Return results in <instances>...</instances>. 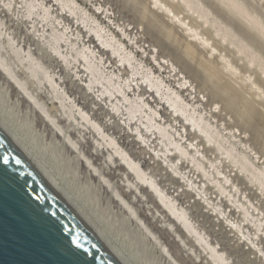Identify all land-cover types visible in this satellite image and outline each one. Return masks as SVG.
I'll use <instances>...</instances> for the list:
<instances>
[{"label":"rangeland","instance_id":"374dc122","mask_svg":"<svg viewBox=\"0 0 264 264\" xmlns=\"http://www.w3.org/2000/svg\"><path fill=\"white\" fill-rule=\"evenodd\" d=\"M21 1L22 0L16 1L18 3L17 6L20 5ZM67 1L69 2L74 1L75 5H73L72 7L75 8L77 6L75 8L77 16H70V14H67L66 12L63 11L64 14L66 13L67 17L64 16L62 17V19L64 23L66 24V26L68 28L70 27V31L72 29V32H75L76 34L80 33L81 35L80 40L82 42L85 41L87 46L97 47V51H100V48L98 47V44H99L98 39L97 38L94 39L92 34L87 33L86 32L87 30L84 29V26L82 24L80 23L77 24V20H80V18L82 17H85L86 19H88V21H90L89 22L90 27L91 26L92 28L102 27V28H105L109 34L111 35L114 34L115 37H117V41H115L117 43L116 44L117 46L120 43L124 44L125 47H127L128 49L127 50L128 53L131 52L135 54L136 60L134 61L133 65L129 66L128 64L129 68L126 66L121 68L119 67V65H117L118 60L116 61V59L115 60L110 59V57L112 58V55H110L109 52L106 53L104 50H102L101 55H104L106 59L109 60L108 64L111 66L110 69L116 70L118 73L121 74L122 79H120V81H122V83L125 84L126 82V79L124 80V78H127V77L130 78V76L131 78L133 77L132 75L134 73V70L139 69V72H142L139 74L142 76H144L146 71L148 72L152 70L151 72H153L156 77H159V78L162 77L161 79H163L172 90L180 94L184 102L191 106L190 108L191 112H193L192 106H194L197 109L198 113H201L204 116H206V120H209V122L214 127L218 128V130L220 129V131L224 134V138L226 139L225 146L227 148L234 147V149H236L237 155L242 156L245 154V156L248 157L251 162L253 161L255 163L257 160H259V162H261L260 165H256L258 164L257 163L258 161L255 163L257 168L264 167V137H262L264 135L262 136L260 135L263 133H261L260 130H257V127H256L257 124L256 125L254 124L255 128L253 127L252 123H256L255 120H253L254 122L252 121L250 122L246 120L245 121L246 124L244 120L237 121L238 122L237 123L236 122L237 119L235 117L236 116L235 108L234 109L232 108V106L235 107L234 104L232 103L230 104L228 103V101L222 102V100H225V99H222L221 96H220V100L217 97L219 100V103L217 102L218 100L216 96L214 97V95H212L211 96L212 98H211L210 97L211 92L210 91L207 92L206 90L202 89V86L199 80L195 78L192 71H190L188 68L186 70V68L183 65L184 63L179 62L176 59V57L173 58V55L169 54V52L167 51H164L162 46L160 47V44L157 43L156 38H154L151 35V33L148 32L147 26L144 27L145 25L140 23V19L138 18L139 16L132 9L130 4H126L123 0H67ZM146 1L149 2V0H146ZM164 1L169 6L172 4L173 7L177 9L179 7L181 11L179 13L183 14L182 17L186 18L187 21L190 20L191 26L193 25V28L195 26V29H198V31L206 39L209 40V42L213 45V47L216 48L217 52H215V54H212V55L208 54L207 51L203 50L204 53L208 54L207 55L208 57L207 59H209L208 61L214 62L216 64L220 62L217 65L218 67H220L219 69L223 74V78L225 82H228L229 85H231L232 92L233 91L234 93L240 92L243 94V97L245 100L247 101L252 100V102L254 103L253 104L254 105L253 110H255L254 112L259 113L258 115L264 116V88H263L264 87V82H263L264 81V74H263L264 73V46L262 45V43H264V39L262 38V36L260 35L261 37H258L259 34L256 33V31H252L251 29H249V26H247L248 23L245 22V20L238 18L235 14L230 12L229 8L226 7L227 5H225L223 0H182V1L181 0H164ZM185 1H187L188 4L190 3L189 6L186 5ZM233 1L238 3L240 7L242 8L244 6L245 11H247L249 14L247 12L246 13L249 16L251 15L253 19L255 20L257 19V22L260 23L262 27H264V14H263L264 0H258L260 2H258L257 0H251V1L250 0H233ZM123 2L125 4H122ZM153 9H154V6H153ZM155 9L153 11L156 14L160 16V13H161L163 15V12L160 9H158V7H155ZM222 10L224 11V15H223ZM82 11L88 12V16H85ZM38 13H40V11H38ZM58 13L60 14L62 13L61 8L55 7L53 15L56 16L58 15ZM2 19L4 20L5 24L0 26V57H1V60H4V62H6L7 64L9 63L8 66L10 67L12 66V68H14L17 71L18 78H20V79L17 78L18 81L13 82V79H12V81L10 82L8 80L9 79L7 76L8 74L4 72L5 71L4 66H2V64L0 63V121L3 123V125L22 144V147L26 150L29 156H31L32 160L34 159L33 161L36 164H39L38 166L41 169H43L44 172L47 173V175L52 179L55 185L65 193L67 201H69L72 204V206L75 209H77L78 212L81 213L90 224H92L94 229L98 230L99 233L105 237V239L117 251V253L119 251L120 254L123 255L122 257H124L127 260L126 262L128 264H194L192 259H195V258L193 257L192 251H190V254L191 253L192 254L188 258L186 255H184L185 251L182 253H179L175 248L174 242L178 243L179 241V238L177 237V235H185L189 238L187 233H185L186 231L184 230V228L180 227L179 225L176 226L175 227L176 234H174L175 231L174 230L171 231L172 228L168 226L170 225V222H171L169 221V219H168V222L166 221L164 222V220L161 221L160 218L156 219L155 216L157 215L156 211L158 212V204L156 203V201L155 203L153 201L156 198H154L151 194H148V192L145 189L141 191L142 194H138L139 192L137 194H138V197L144 196L145 199L147 196L148 198L147 203L142 202V200H139L138 197H136L135 195L134 197H132L130 193L131 189L125 187V183L128 178L127 176L128 168L120 167L121 164L123 163V161H121L122 159L121 158H120L121 160L119 159V162L121 161L122 163H117L118 160L113 161V160L108 159L111 152H107L108 151V149L106 148L107 145H104L105 146L104 147V146H100L99 144V147H97L98 144L97 145L94 144L97 142L105 143L103 139V133L96 130V127L90 125V123L88 124L86 121L83 122V118L81 119V114L79 113V110H78V107L80 106L85 111H87L89 109V100L83 94L77 93L76 86L73 87L70 83L65 81L67 80V78L65 79L62 76V78H60L61 80L59 79V76L55 74V72L59 70V68L56 69V65H55L56 63H52V61L49 58H47V56L46 57L45 55L43 56V52L41 53V51L40 52L35 51L32 53V58L34 59L33 61L34 63H33L28 58L29 55L27 52L28 45L32 44V42L31 40L28 41L29 39L26 38L24 27H22L21 25L15 26L14 23L11 22L9 19L4 18L0 15V20ZM165 19L167 20V22H169L168 20H171L168 17H166ZM95 20H97L98 23H95L96 22ZM192 21L194 22V24ZM53 22H54V18L51 17L48 22L49 32L51 31L50 25H52ZM171 22L174 23L173 21H170V25L172 24ZM172 25H174V27H177L175 26L176 23ZM178 32L180 33V35L184 37V33L183 31L181 32V29H178ZM184 38L185 39L187 38L186 40H188L189 43L192 42L190 38L186 36ZM216 39L218 40V42ZM242 43L245 44V46L242 45ZM255 43L256 44L258 43L257 44L258 46ZM238 51L240 54L238 53ZM150 52H153V53H150ZM51 54L53 58L58 59L59 62L62 61V59L58 57V55L53 53V51H51ZM243 54H246V55H243ZM222 56L225 58L224 60H222ZM159 57L160 58L162 57V58L158 59ZM211 58H214V59L216 58V59L214 60ZM161 61L162 63L164 62L163 63L164 65L160 63ZM222 61L225 63H223ZM221 62L223 64H221ZM38 63H40L39 64L40 66H38ZM167 63H169L168 66L171 63H173L174 66L177 68L176 72L175 71L173 72L174 69L172 70L171 66H169L168 68ZM63 65L66 70L72 69V66L70 67L71 68L70 69L67 64L63 63ZM223 65H227V67ZM32 66H33V69H32ZM130 67L133 68V70L130 69ZM169 69L171 71H169ZM179 71H181L180 77L178 74ZM256 73L259 75H257ZM139 74L137 75V77L139 76L138 78L140 79L139 81L141 82L142 77H140ZM33 75H35V77ZM48 75H49V78L50 77L54 78L58 86H55L51 82V80L47 77ZM36 76H38V78ZM185 78L187 81H189V84L186 86V88L185 86L181 85L182 80L184 81ZM20 80H23V81L25 80L24 84H21L23 81L21 82ZM38 80H42V81L37 82ZM241 80H243L244 83ZM81 83H84V81H81ZM20 85H23V87H27V88H23L22 90L21 88L22 86L20 87ZM52 89H54L55 91ZM24 90L25 91L28 90V92H25ZM142 90L143 92L141 91V94L142 96L148 97V99L146 98L147 101L148 100L150 101L152 99L151 100L152 102L150 101V105L153 108L157 107L161 109L162 119L165 120L167 124H172V123L175 124L173 125L175 126L174 129L183 131L182 130L183 121L180 119H178V121H173L174 118L171 117L173 114L171 113V111H169L168 106L165 103L163 104V102L159 103V100L158 102L156 101L157 103H155V99H153V94L145 91V87ZM59 92H60V95H58ZM64 92L69 93L68 95L70 97L68 96L69 97L68 98L64 96ZM28 93L30 96L34 95L33 99H31V97H29L30 99L28 98ZM31 93L33 95H31ZM197 93L198 94L200 93L198 96L199 98L196 97L198 95ZM256 94L260 95V96L258 95L259 98L257 97ZM61 95L63 97H61ZM61 98H64L65 100ZM105 98L106 97L101 99L102 100L101 102L103 106H105V109H101L99 112H97L95 116H91L92 122H95L99 126H101L104 133L108 135L110 138L112 137L117 138L120 146L124 148L126 152L136 157L141 156L143 157V159L148 157V160H149L148 162L153 165L154 161L151 162L149 159L151 158V156L148 155L150 154L149 150L144 149L139 144L138 145L134 143L132 144L131 140H133V138H130L129 135H127L124 128L113 129L108 126L107 122L108 120H110V117L109 119L106 118L107 117L106 112H108L107 108L110 107L109 106L110 102L108 103ZM200 98L202 99V101ZM209 99L211 101H209ZM37 100L39 101L37 102L38 105L37 103H34ZM54 100L56 102H54ZM212 102L215 104L212 105L213 104ZM44 104L46 105L44 106ZM208 104H211L210 105L211 107H209ZM39 105H41L44 110L40 108ZM225 105H229V106L228 107L226 106V109H225ZM218 107L220 108L218 109ZM210 108H213V109L211 110ZM216 108L218 110L215 111L214 109ZM227 108L228 109L230 108L231 110L230 109L228 110ZM210 111H213V112H210ZM217 111L220 114H222L223 117ZM231 111H234V112L231 113ZM68 112L70 113L69 115H68ZM59 113L61 115H59ZM210 114L212 116L213 115L216 116V118L214 117L215 120L214 118H212ZM209 115L211 117H209ZM51 116L55 118H58L59 116L62 119L61 120L60 118H58L61 121L56 123V126H59V129L61 131H59L58 127L56 126L54 127L53 122L50 120V118L51 119L53 118ZM64 116H66L65 117L66 119H64ZM234 117H235V120L233 119ZM117 118H118L117 120L120 121L122 124L125 123V121L122 120L124 118L123 115H119L117 116ZM221 118L223 119L225 118V120ZM71 119H74V121L72 122ZM220 119H221V122L223 121L222 122L223 124L219 123ZM228 119L231 120L230 124L232 125L234 129L230 127L229 122H227ZM213 120H214V123H213ZM217 120L219 122H217ZM232 120H233V123L235 122L236 124L235 123L233 124ZM122 121H124V123ZM239 122L242 124L244 123V125H247L246 126L247 130L245 129L246 127L240 124ZM69 123H71L72 125L69 126ZM78 124L79 125L81 124L80 127ZM217 124H219L220 126ZM234 125L237 127H240L239 131H237L238 128L237 127L235 128ZM83 126L84 128H82ZM226 126H229V127L227 128ZM248 126H249V130L251 128H254V130L251 129L250 131H248ZM134 128H136V126H134ZM255 129L258 132H256ZM236 132H239L240 134H242L241 136L243 137V140L241 136L239 135V133H238L239 135L238 136ZM242 132H244L245 134H243ZM62 133H64L65 135L63 136ZM189 134H188L189 136L186 137V140H185L187 144L190 143V141L193 140L194 138H198V135L195 132L190 131ZM260 140L261 141L263 140V141L260 142ZM75 142H76V146H75ZM69 143L72 144V146H70ZM76 147L78 148L76 149ZM95 148H101L102 150L101 155L97 154V149ZM104 149H105V152H104ZM203 154L206 156V158L201 159L200 161L204 164V166L208 170L210 171L212 170L210 169L209 162H217L216 163L217 169L219 168V171H221L223 174H225L230 179H232V183H233L232 186H228L227 188L228 192L225 195L221 196V201H220L219 200L220 197L216 198L217 193H218V188L216 187V185L212 183L211 181H208L207 179L203 178L204 180L203 184L206 185L205 192L208 194L209 198H211V201L216 199L215 202L219 203L218 205L222 209H225L227 211V215L233 221H235L236 224H240L242 226L243 232H247L251 236H254L256 234L260 235L259 236L260 239H257L255 243L260 249L264 251V220L261 219L262 220L261 228L259 229V232H257V228L255 226L256 223H250V222L243 221L242 220L243 219L242 210L236 208L237 207L236 202L238 204L242 203V205L245 208H247L249 211H251V207H255L254 209L258 208L257 210L263 213V214L261 212L259 213L261 214L259 215V218H263L264 217V195L263 194L261 195L259 193V190L257 189L255 185L248 183V180L246 179V177L239 173V171L234 166V164L231 163V161L220 156L219 153L218 155L213 154L212 148H206ZM260 155L263 159L260 158ZM106 159L110 161L108 162ZM220 161L223 164L220 163ZM149 163L145 164L146 169L149 167L148 166ZM183 166L184 168L191 167V165L188 162H184ZM155 167L157 166L155 165L152 166L150 168V171L156 170V174H158L159 170L158 168H155ZM199 180L200 179H198V181ZM171 187H173V185H171ZM179 191L180 192H179L177 199L180 203L189 201L192 205L195 204L194 198L192 199L186 198L185 188H183L182 185ZM116 192H119V194H116ZM117 195H119L117 197L118 199L116 198ZM230 196H231L232 201H230ZM150 197L153 200L150 199ZM119 198L123 200H120ZM127 204L131 207L127 206ZM201 204L202 203L199 202L198 205L201 206ZM128 209H130L131 211ZM193 210L198 211L197 209L196 210L193 209ZM206 211L207 210L201 213L199 211H198L199 213L197 212L199 215L198 217L195 218L197 221V226L199 224L200 229L204 231H208V234L211 236L212 239H214V242H216L220 247L221 246L223 248L227 247V249L229 250L228 252L229 253L232 252L234 248L238 246L239 242L234 243L233 235L232 236L230 235V237H232L231 239L227 238L226 234H224L225 232L222 229H221L222 231H220V228L215 223V221H214L215 225H210V223L207 224V222H205L206 220L199 221L200 218H202L201 220H203L202 215L205 214ZM257 212H255V214H257ZM196 214H194L193 216H195ZM262 215L263 217H261ZM201 224H202V227H201ZM251 238L255 240L253 237ZM190 240L194 242L198 250L194 248L195 246L193 243L192 244L190 243L184 246L185 247L184 249L188 251L187 248L189 249L193 248V249H196L198 253H203V249L197 244V242H195L194 239H190ZM243 243H248V241L246 240ZM160 244H162L163 247ZM160 247L163 249H161ZM164 247L169 249V250L166 249L167 250L166 254L164 252L165 251ZM236 253H238V251ZM246 254L245 256H243V255H240L239 253L238 258L240 259H237L236 257V261L238 260L236 264H254V262H256V264H263L261 263L262 262L261 260L264 261L262 257H260V259H258V257L255 259L254 255H252L251 253H248L247 255ZM187 259L190 261V263ZM251 259H254L252 260L253 263Z\"/></svg>","mask_w":264,"mask_h":264},{"label":"bare ground","instance_id":"6f19581e","mask_svg":"<svg viewBox=\"0 0 264 264\" xmlns=\"http://www.w3.org/2000/svg\"><path fill=\"white\" fill-rule=\"evenodd\" d=\"M16 1L17 0H0V15L4 18L9 19L11 22L14 23L15 26L21 25L22 27H24L26 38L29 39L28 41L31 40V42H32V44L28 45V51H27L28 55H29L28 58L32 62L34 61V59L32 58L33 52H35V51H39V52L41 51V53L43 52V56L44 55H45V57L47 56V58H49L52 61V63H56L55 64L56 69L59 68V70H57L55 72V74L57 76H59V79L62 78V76L65 79L67 78V80H65V79H63V80L70 83L73 87L76 86L77 93L83 94L89 100V109L87 111H85L80 106L78 107L79 113L81 114V119L83 118V122L86 121L88 124L90 123V125L96 127V130L103 133V139H104L105 143L97 142L94 144H96V145L98 144L97 147H99V144H100V146L107 145V147H106L108 149L107 152H111L108 159L113 160V161L118 160L117 163H122L121 161H123V163L121 164L120 167H127L128 168V170H127L128 171V175H127L128 178L126 180L125 187L131 189V191H130L131 196L134 197V195H135L136 197H138V194H142L141 191H143V189H145L148 192V194H151L154 198H156L155 200H153L152 199L153 197L152 196H151L152 198L150 197V199H152L154 201V203L156 201V203L158 204V212L156 211L158 217L156 215L155 218L156 219L160 218L161 221L164 220V222L165 221L168 222V219H169V221H171V222H170V225H168V226L170 228H172L171 231H173V230L175 231L174 234H176V228L175 227L179 225L180 227L184 228V230L186 232L184 230L183 231L185 233H187V235L189 236V238H188L185 235H177V237L179 238V241H178V243L174 242L176 250L179 253H182L185 251L186 254L184 253V255H186L188 258L193 253V257L195 259H192V261L194 264H203L204 262H206L204 264H236V262L238 261V260L236 261V257H237V259H240V258H238L239 253H240V255H243V256H245L246 253L247 254L251 253L252 255H254L255 259L257 257H258V259H260V257H262L264 259V251L262 249H260L257 246V244L255 243V241L257 239H260L259 238L260 235L256 234L254 236H251L249 233L243 232L242 226L240 224H236V222L233 221L227 215V211L225 209H222L218 205L219 203L215 202L216 199L211 201V198H209L208 194L205 192L206 185L203 184V182H204L203 178L207 179L208 181H211L212 183H214L216 185V187L218 188V193H217L216 198L220 197L219 200L221 201V196L225 195L228 192V190H227L228 186H232V184H233L232 179H230L228 176H226L221 171H219V168L217 169V165H216L217 162H209L210 169H212L210 171L204 166V164L200 160L206 158V156L203 154L205 149L206 148H212L213 154L218 155V153H219L220 156L231 161V163L234 164V166L237 168L239 173L246 177V179L248 180V183L255 185L257 187V189L259 190V193L261 195L262 194L264 195V167H260V168L256 167V165H260L261 162H259V160H257L258 162L257 161L256 162L258 164L255 165L256 162L255 163L253 161L251 162L250 159L245 156V154L242 156L237 155L236 149H234V147L227 148L225 146L226 139L224 138V134L220 131V129L218 130V128L214 127L209 122V120H206V116H204L201 113H198L197 109L194 106H192L193 112H191L190 111L191 106L184 102V100L182 99L180 94H178V92H175L174 90H172L169 87V85H167L166 82L163 79H161L162 77L161 78L156 77L155 74L153 72H151L152 70L148 71V72L146 71L144 76L139 74V73H142V72H139V69L134 70V73L132 72L133 77L132 78H131V76H130V78L127 77L128 79L123 77L124 80L126 79V82H125V84L122 83V81H120V79H122L121 74L118 73L116 70L110 69L111 66L108 64L109 60L106 59V57L104 55H101L102 50H104L106 53L109 52V54L112 55V58L110 57V59H113V60L116 59V61L118 60L117 65H119V67H121V68L124 66L128 67V64H129V66L130 65L132 66L134 61L136 60L135 54H133L131 52L128 53V51H127L128 49H127V47H125L124 44L118 43L119 45L117 46L116 45L117 43L115 42V41H117V37H115L114 34H112V35L109 34L105 28H102V27L92 28V26L90 27L89 26L90 21H88V19H86L85 17H82V18H80V20H77V24H79V23L82 24L84 26V29L87 30L86 31L87 33L92 34L94 39L95 38L98 39V41H99L98 47L100 48V51H97V47L87 46L85 41L82 42L80 40V38H81L80 33L76 34L75 32H72V29L70 31V27L68 28L62 19V17L66 16V13L70 14V16H77L76 10H75V8L77 6L75 8L72 7L73 5H75L74 1L69 2L67 0H22L20 2L19 6H17L18 3ZM123 1L126 4L131 5L132 9L139 16V17L138 16H136V17H138L140 19V23L145 25L144 27L147 26L148 32L151 33V35L154 38H156L157 43L160 44V47L162 46L164 51H167V52H169V54L173 55V58L176 57V59L179 62L184 63L183 65L186 68V70L188 68L190 71H192L195 78L199 80V82L202 86V89L206 90L207 92L208 91L211 92L210 97L212 95H214V97L216 96V98L218 97L220 100V96H221L222 99H225V100H222V102L228 101V103L234 104L235 107L232 106V108L233 109L235 108V114H236L235 117L237 119L236 122L242 121V120H244V122L246 120L250 121V122L251 121L254 122L253 120H255L256 123H252L253 127L255 128L254 124L255 125L257 124L256 125L257 130H260V132L263 133L260 135L261 136L264 135V116L258 115L259 113L254 112L255 111V110H253V108H254L253 104L254 103L252 102V100L251 101L245 100L243 97V94L240 92H236V93H234V91L232 92L231 85H229L228 82H225V80L223 78V74L219 69L220 67H218V65H217L220 62H218L216 64L214 62H209L208 61L209 59H207L208 54L212 55V54H215V52H217L216 48L213 47V45L209 42V40L206 39L198 31V29H195V26H194V28H193V25L191 26L189 19H188L189 21H187L186 18L182 17L183 14L179 13L181 11H180V8L178 6L177 7H178L179 11L177 8L173 7L172 4H171L172 6L171 5L169 6L167 3H165L164 0H149V2L146 0H123ZM223 1H224L225 5H227L226 7L229 8L230 12L235 14L238 18L245 20V22L248 23L247 26H249V29H251L252 31H256V33L259 34L258 37L262 36V38L264 39V27H262L260 25V23L257 22V19L255 20L251 17V15L250 16L248 15L249 13L247 11H245L244 6H243L244 9H243L242 7H240V5L238 3H236L233 0H223ZM124 2L122 4H125ZM185 2H186V5L189 6L190 3L188 4L187 1H185ZM258 2H260V1H258ZM153 6H154V9H155V7H158V9H160L163 12V15L161 13H160V16L158 14H156L153 11L154 10ZM55 7H60L62 13L61 14L58 13V15L54 16L53 14H54V8ZM213 8H215V7H213ZM215 9H217V8H215ZM38 11H40V13H38ZM63 11L66 13L64 14ZM203 11H205V10H203ZM82 12L84 13L85 16H88V12H85V11H82ZM205 14H207V13H205ZM263 14H264V12H263ZM223 15H224V11H223ZM51 17L54 18V22L52 23V25H50L51 31L49 32V29H48L49 23L48 22H49V19ZM166 17H168L171 20H168L169 22H167V20L165 19ZM224 18H225V16H224ZM73 19H74V17H73ZM95 21H96L95 23H98L97 20H95ZM170 21L174 22V23L171 22L172 24L176 23L175 26H177V27H174V25H172V24L170 25ZM4 24H5L4 20L3 19L0 20V26H2ZM193 24H194V22H193ZM218 25H220V24H218ZM96 26H97V24H96ZM223 28H225V27H223ZM178 29H181V32L183 31V33H184V37L186 36V37L190 38L193 43L192 42L189 43L188 40H186L187 38L185 39L182 35H180V33L178 32ZM145 31H147V30H145ZM209 37H210V35H209ZM153 42H154V40H153ZM217 42H218V40H217ZM242 45L245 46V44H243V43H242ZM262 45L264 46V43H262ZM147 48H149V47H147ZM203 50L207 51L208 54L204 53ZM51 51H53V53L58 55V57H60L62 59V61L59 62L58 59L53 58ZM239 51H238V53H239ZM150 53H153V52H150ZM158 53H160V52H158ZM155 55H156V53H155ZM219 55H218V57H219ZM243 55H246V54H243ZM161 58L159 57L158 59H161ZM220 58H221V56H220ZM211 59H214V58H211ZM224 59L225 58L222 56V60H224ZM26 61H27V59H26ZM158 61H160V60H158ZM222 62H221V64L225 63V62H223V63ZM0 63L2 64V66H4L5 71L4 70L3 71L8 74L7 76L9 79L8 78L7 79L10 82L12 81V79H13V82L18 81V79H20V78H18L17 71L14 68H12V66L11 67L8 66L9 63L7 64L6 62H4V60H1V57H0ZM63 63L67 64L69 66V68L72 66V69L71 68H70L71 70L67 69L68 70L67 71L64 68ZM160 63H162V61ZM39 64L40 63H38V66H40ZM168 64L169 63H167V66H168ZM252 64H253V62H252ZM169 66H171L172 70L174 69L173 72L174 71L176 72L177 68L174 66L173 63H171ZM169 66H168V68H169ZM223 66L227 67V65H223ZM250 66H251V64H250ZM143 67H144V65H143ZM32 69H33V66H32ZM41 69H42V67H41ZM130 69L133 70V68H131V67H130ZM141 69H142V67H141ZM259 69H260V67H259ZM143 70H141V71H143ZM146 70H148V69H146ZM48 71H50V70H48ZM169 71H171V70L169 69ZM256 71H258V70H256ZM180 72L181 71H179V73L177 72L179 74V77H180ZM39 74H40V72H39ZM138 74L140 75V77H142L141 82L139 81L140 80L138 78L139 76L137 77ZM257 75H259V74H257ZM33 76L35 77V75H33ZM228 76H229V74H228ZM36 77L38 78V76H36ZM47 77L49 78V75ZM238 77H239V75H238ZM49 79L51 80V82L55 86H58V84L55 82L53 77H50ZM198 80H197V82H198ZM20 81L22 82L23 80H20ZM24 81L21 84H24ZM39 81H42V80H38L37 82H39ZM81 81H84V83H81ZM241 81H243V80H241ZM243 83H244V81H243ZM188 84H189V81H187L186 78L184 81L182 80V82H181V85L185 86V88ZM20 87L22 88V90H23V88H27V87H23V85H20ZM144 87H145V91L153 94V99H155V103H157L159 100V103L163 102V104L165 103L168 106L169 111H171V113L173 114L171 116L172 118H174L173 121H178V119L183 121V129H182L183 131L178 130V129H174L175 126H173V125H175V124H173L172 122H171L172 124H167V122L162 119L161 109H159L155 106H154L155 108H153L150 105V101L152 99L150 101L148 100L149 101V103H148V101L146 100V98L148 99V97L142 96L141 91L143 92L142 89H144ZM52 90H54V89H52ZM233 90H234V88H233ZM244 90H245V88H244ZM254 91H256V90H254ZM25 92H28V90ZM53 94H54V92H53ZM68 94L69 93L64 92V96L68 97L69 96ZM199 94L196 96L197 98H199L198 97ZM31 95H33V94L31 93ZM58 95H60V92ZM217 95H219V96H217ZM258 95H257V97H258ZM26 96H27V94H26ZM33 96H30L28 93V98L31 97V99H33ZM51 96H53V95H51ZM57 97H59V96H57ZM61 97H63V96L61 95ZM104 97H106L105 99L107 100L108 103L110 102V105H109L110 107L107 108L108 112H106V114H107L106 118L109 119V117H110V120H108V122H107L108 126L110 128H113V129L124 128L127 135H129L130 138H133V140L130 139L132 144L133 143L136 145L139 144L144 149L149 150L150 154H148V155L151 156V158H149V159L151 162L154 161L155 164L154 163H153V165L150 164L148 162L149 161L148 157L143 159V157H141V156L136 157V156L131 155L130 153L126 152L125 149L120 146L117 138H115V137L110 138L108 135H106L104 133L101 126H99L95 122H92L91 116H95L97 114V112H99L101 109H105V106H103V104L101 102L102 101L101 99H103ZM151 98H152V96H151ZM218 98H217V100H218ZM52 99H50V100H52ZM61 99H64V98H61ZM55 100H54V102H56ZM219 100L217 101L218 103H219ZM201 101H202V99H201ZM209 101H211V100L209 99ZM254 101H255V99H254ZM37 102H39V101L37 100L34 103H37ZM260 103H262V102H260ZM163 104H161V105H163ZM214 104L215 103H213L212 105H214ZM37 105H38V103H37ZM41 105H39L40 108H42ZM45 105L46 104H44V106ZM208 105H209V107H211L210 106L211 104H208ZM208 105H207V107H208ZM71 106H73V105H71ZM216 106H217V104H216ZM226 106L228 107L229 105H225V109H226ZM214 108H215V106H214ZM219 108L220 107H218V109ZM210 109L212 110L213 108H210ZM218 109L216 108L214 110L216 111ZM45 110H46V108H45ZM210 112H213V111H210ZM233 112L234 111H231V113H233ZM69 114L70 113L68 112V115ZM228 114H229V112H228ZM59 115H61V114L59 113ZM119 115L124 116L125 119L124 118L122 119L125 121V123H124V121H122L124 124H122L120 121L117 120L118 119L117 116H119ZM210 115H209V117L212 116V115L211 116ZM220 115L222 116V114H220ZM47 117H48V115H47ZM51 117H53V116H51ZM65 117L66 116H64V119H66ZM73 117H74V115H73ZM214 117L216 118V116L213 115L212 118H214ZM226 117H227V115H226ZM235 117L233 118L234 120H235ZM58 118H60V117L58 116ZM58 118H55V117H53L52 119L50 118V120L54 124V127L56 126L57 122L62 120L61 118H60L61 120ZM215 118H214V120H215ZM225 118L224 119L221 118V119L225 120ZM74 119H71V121L73 122ZM221 119H220V122L218 120H217V122L222 123L223 121L221 122ZM230 119H232V118H230ZM214 120H213V123H214ZM228 120H227V122H229V124H230L231 120H229V121ZM65 123H66V121H65ZM71 123H69V126L72 125ZM232 123H233V120H232ZM75 124H77V123H75ZM240 124H242V123H240ZM245 124H246V122H245ZM80 125H79V127H80ZM217 125H219V124H217ZM242 125H244V123ZM0 126L7 133V135L10 137V139L17 145V147L40 170V172L46 177V179L52 184V186L58 191V193L64 198V200L85 221V223L91 228V230L96 234V236L101 240V242H103L110 249V251L118 258V260L122 264H128L126 262L127 260L124 257H122L123 255H121L119 251L117 253V251L110 245V243L105 239V237L103 235H101L98 230L94 229L92 224H90L87 221V219L81 213H79L78 210L75 209L69 201H67L65 193L55 185V183L47 175V173L44 172L43 169H41L38 166L39 164H36L33 161L34 159L32 160L31 156H29V154L26 152V150L22 147V144L15 138V136H13L11 134V132L3 125V123L1 121H0ZM134 126H136V128H134ZM244 126L246 127L247 125H244ZM56 127H58V129H59V126H56ZM226 127L228 128L229 126H226ZM230 127H232L231 124H230ZM236 127L237 126H235V128ZM82 128H84V126ZM237 128H238L237 131H239L240 127H237ZM254 128H251V129L254 130ZM245 129L247 130V127ZM222 130H224V129H222ZM250 130H249V126H248V131H250ZM257 130H256V132H258ZM59 131H61V130L59 129ZM190 131L195 132L198 135V138H194L193 140L190 141V143L187 144V142L185 140H186V137H188L190 135L189 134ZM243 131H245V130H243ZM64 133H62L63 136L65 135ZM236 133L238 135L239 132H236ZM242 133L245 134L244 132H242ZM251 133H253V132H251ZM254 133H255V131H254ZM234 134H235V132H234ZM239 135L241 136L242 134L239 133ZM248 137H247V139H248ZM262 137H264V136H262ZM67 138H69V137H67ZM241 138L243 140L242 136H241ZM84 139H82V140H84ZM252 139H253V137H252ZM262 141L260 140V142H262ZM69 145L72 146V144H70V143H69ZM75 146H76V142H75ZM75 146H74V148H75ZM246 146H247V144H246ZM77 148L78 147H76V149ZM95 149H97V154L101 155V152H102L101 148H95ZM104 152H105V149H104ZM260 158L263 159L261 157V155H260ZM119 159L121 160L120 162H119ZM143 160H145V161H143ZM184 162H188L191 165V167L184 168V166H183ZM146 163H149V165H148L149 167L147 169L145 168ZM220 163H222V162L220 161ZM117 165H119V164H117ZM154 165L157 166L155 168H158V170H159L158 174H156V170L150 171V168ZM114 167H115V165H114ZM154 172H155V174H154ZM103 177H104V175H103ZM198 179H200V180L198 181ZM104 182H106V181H104ZM108 183H110V182H108ZM171 185H173V187H171ZM181 185L183 186V188H185L186 198H188V199L194 198L195 204L192 205L189 201L184 202V203H180L178 201L177 198H178V195L180 192L179 189L181 188ZM116 194H119V192H116ZM118 196L119 195H117L116 198ZM120 198H122V197H120ZM138 199L142 200V202H144V203L148 202L147 196H146V199L144 198V196L143 197L140 196V197H138ZM120 200H123V199H120ZM230 201H232L231 196H230ZM150 202H151V200H150ZM199 202L202 203L201 206L198 205ZM236 204H237L236 208L242 210V215H243L242 220L245 222L256 223L255 226L257 228V232H259V229L261 228V221L264 220L263 215L261 216L263 218H259V215H261L259 213L261 211L259 212L257 210L258 208L254 209L255 207H251V211H249L247 208H245L242 205V203L238 204L236 202ZM127 206H129V205L127 204ZM129 207H131V206H129ZM193 209H195V210L197 209L200 213L207 210L206 213L202 215L203 220H201L202 218L199 217L200 218L199 221H205L206 220L205 222H207V224L210 223V225H215V223H216L218 225V227L220 228V231L223 230L225 232L224 234H226L227 238L231 239L232 237H230V235L231 236L233 235L234 243L239 242L238 246L236 248H234V250L230 253L228 252L229 250L227 249V247H224V248L222 246L220 247L216 242H214V239L211 238V236L208 234V231H204V230L200 229L199 224L197 226V221L195 218L199 216L198 215L199 212L194 211ZM128 210H130V209H128ZM255 212H257V214H255ZM194 214H196V215L193 216ZM160 219H158V220H160ZM170 219H172L174 221H172ZM214 221H215V223H214ZM201 227H202V224H201ZM251 237H253L255 240H253ZM227 238H226V240H227ZM190 239H194L195 242H197V244L203 249V253H198L196 251L197 248H196L194 242ZM246 240L248 241V243H243ZM190 243L191 244L193 243L195 246L194 248H196V249L187 248L188 249V251H187L186 249H184L185 248L184 246H186ZM160 245L162 246V244H160ZM161 249H163V248H161ZM164 249H165V251L164 250H162V251H164L166 254L167 250H169V249H167L165 247H164ZM190 251H192L191 254H190ZM237 251H238V253H236ZM236 254H237V256H236ZM252 260H254V259H251V261ZM261 261H262L261 263L264 264V261L263 260H261ZM189 263H190V261H189ZM252 263H253V261H252ZM254 264H256V262H254Z\"/></svg>","mask_w":264,"mask_h":264},{"label":"water","instance_id":"95a60500","mask_svg":"<svg viewBox=\"0 0 264 264\" xmlns=\"http://www.w3.org/2000/svg\"><path fill=\"white\" fill-rule=\"evenodd\" d=\"M0 264H122L1 126Z\"/></svg>","mask_w":264,"mask_h":264}]
</instances>
